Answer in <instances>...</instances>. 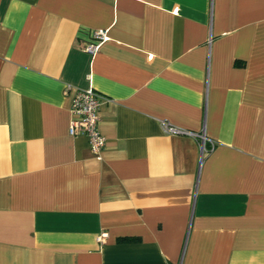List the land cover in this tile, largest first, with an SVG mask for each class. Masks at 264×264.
<instances>
[{"label":"crops","instance_id":"1","mask_svg":"<svg viewBox=\"0 0 264 264\" xmlns=\"http://www.w3.org/2000/svg\"><path fill=\"white\" fill-rule=\"evenodd\" d=\"M0 264H264V0H0Z\"/></svg>","mask_w":264,"mask_h":264},{"label":"built area","instance_id":"2","mask_svg":"<svg viewBox=\"0 0 264 264\" xmlns=\"http://www.w3.org/2000/svg\"><path fill=\"white\" fill-rule=\"evenodd\" d=\"M106 39L105 32L102 30L92 31L88 42L84 46V51L93 54L100 47L101 43ZM67 90H70L69 88ZM108 99L93 90L75 89L72 95L70 105V121L68 132L71 136L84 135L88 139V144L91 153L100 159L103 150L105 139L99 131V109L101 105L107 102ZM164 131L169 134H187L186 132L172 128L167 124H163ZM202 142V149L204 150V143L207 141L204 135H197ZM105 234L99 237L102 241Z\"/></svg>","mask_w":264,"mask_h":264}]
</instances>
